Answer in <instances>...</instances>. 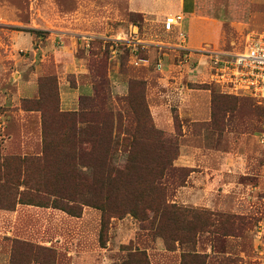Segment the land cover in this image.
<instances>
[{"label": "rangeland", "instance_id": "obj_1", "mask_svg": "<svg viewBox=\"0 0 264 264\" xmlns=\"http://www.w3.org/2000/svg\"><path fill=\"white\" fill-rule=\"evenodd\" d=\"M224 1L211 0L216 9L206 14L218 19L231 16L235 26L226 22L209 28L211 44L192 55L180 48L177 30L164 29L171 13L133 12L130 0H0V186L6 184V175L23 184L25 171L22 168L23 176H19L18 159L36 157L16 154L23 141V111L39 112L41 124L45 115L51 165L62 160L73 165L72 155L79 146L64 121L66 115L71 118L78 112L93 123L82 137L84 151L92 149L87 144L89 137L100 139L83 162L96 166V172L107 167L121 171L116 179L104 180L108 187L105 208L109 209L105 214L97 207L80 205L99 203L97 188L92 185L99 187L100 173L94 177L91 168L78 166L90 175L85 183L88 188L79 189L84 196L75 195L79 201L75 205L82 211L79 218L58 209L19 203L14 210H4L1 204H16L21 198L15 192L0 193V264H264V189L249 198L248 206L240 205L241 196L230 195L223 186L214 189L215 205L211 207L195 206L178 195L192 172H205L206 166L221 169L226 153L243 151L248 145L250 155L264 154L259 142L264 107L250 97L225 94L213 82L203 52H238L249 33L264 32V22L246 27L239 10H219ZM251 12L249 15L257 13ZM149 51L165 53L172 68L186 75L190 89L202 96L203 91L207 93L208 120L188 123L185 129L173 108V117H178L175 130L156 128L146 85L140 78ZM69 52L87 67V80L92 84L100 82L99 76L108 80L101 86V99L83 98L80 109L71 112L61 107V78L68 76L74 87L75 75H60L61 66L58 69ZM157 57L152 59L153 69L161 64ZM34 76L38 94L28 97L23 87ZM121 82L128 83L126 94L116 90ZM111 135L115 140L112 148ZM133 139L136 142L130 153L125 141ZM184 146L202 148L210 158L201 162L202 168L179 166ZM176 156L174 165L186 171L181 179H169L166 188L170 204L181 214L131 212L135 192L146 186L149 200L156 203L160 194L151 187V179ZM32 167L29 179L34 181L41 170ZM246 179L242 176L240 181ZM67 181L75 186L71 178ZM24 190V185L18 187V191ZM183 193L192 196L191 191Z\"/></svg>", "mask_w": 264, "mask_h": 264}, {"label": "crops", "instance_id": "obj_2", "mask_svg": "<svg viewBox=\"0 0 264 264\" xmlns=\"http://www.w3.org/2000/svg\"><path fill=\"white\" fill-rule=\"evenodd\" d=\"M130 7L133 12L137 13L150 14L153 11L171 13L168 19L181 16L183 19L176 21L172 31L177 30L178 34L182 32L186 35V43L182 50L192 55H196L211 44L212 37L209 35V28L226 22H230L232 26L236 24L235 18L231 16L218 19L206 14L216 9L211 0H147L142 3L130 0ZM219 10L229 13L239 10L243 16V25L246 27L255 28L258 27V21L264 22V0H225L221 3ZM254 10L257 13L249 15ZM219 50L218 52H221ZM149 54V62L144 63L140 78L146 85L149 109L156 127L163 131L175 130L173 108L177 110L185 129L188 123L208 120L210 106H208L207 93L203 91L202 96L190 89L185 83L186 75L172 68L165 53L149 51ZM154 55L158 56V61L161 63L156 69L151 67ZM66 56L64 62L60 61L58 69L61 66L60 75H75L76 86L71 87L68 76L66 79L61 78V107L67 112L78 111L81 99L94 96V86L91 81L87 80L89 74L87 67L77 61L74 52H69ZM23 88L24 92L29 94L28 97H35L38 94L36 77H32L28 85ZM116 90L120 94H126L128 83L121 82ZM22 117L23 141L20 142L16 154L39 156L42 154L41 114L23 111ZM30 127L35 128L27 130ZM28 132L33 137H28ZM186 135H188L187 131H185ZM250 151L248 145H244L243 151L226 153L227 157L221 169L206 166L207 171L205 172H192L187 186L182 187L178 192L179 197H184L187 199L184 202L194 203L195 206L211 207L215 205L212 197L214 189L223 186L225 192L230 195L241 196L240 205H250L249 198L262 194L264 189V154L258 152L256 155H250L252 154ZM209 158L208 153L202 148L184 146L181 148L178 165L198 169L202 168L201 162L205 163ZM242 176L247 178L245 182L240 181ZM184 191H191L192 196L185 195ZM205 194H208V197H205ZM12 213L16 214V212Z\"/></svg>", "mask_w": 264, "mask_h": 264}, {"label": "trees", "instance_id": "obj_3", "mask_svg": "<svg viewBox=\"0 0 264 264\" xmlns=\"http://www.w3.org/2000/svg\"><path fill=\"white\" fill-rule=\"evenodd\" d=\"M100 82L99 83H93L95 94L92 98L94 99H101L102 95V88L101 86L104 85V83H107L108 80L105 76H99ZM145 84V83H144ZM59 112V110H57ZM150 112V111H149ZM44 113V112H43ZM73 117L69 118V115H66V120L64 121L66 125L68 126V133L73 135V139L77 143V146H79L76 153H73L72 160L73 165H70L69 163H66L65 160L62 161H55L54 165H51V156L48 153L49 149V142L47 137V128L48 124L46 121V117L43 114L42 116V154L41 155H32L36 157H28L25 156L23 158L18 159L19 165H21L19 176H23V170L25 171V181L23 184L18 182H13V179H9L6 175V184L1 185V195L8 194V195H20V201L16 204H1L3 206L2 209L4 210H14L17 206V204L27 205V206H35L40 208H53L58 209L61 211L66 212L67 214L73 216V217H81L82 211H80V207L75 205L79 201L75 197V195L84 196L83 190L79 192V189H86L88 186L85 183H88L89 180V174L84 172L83 170H78V166L83 168H91L92 172L91 175H94V177H98L97 175H100V178L98 180L99 187L96 184H93L92 186H95L97 188L96 195L98 197L99 203H90V202H80L81 206H94L98 209H101L104 214L109 209L105 208L107 203V191L105 188H108L107 185L104 183V180H113L116 179L117 173L118 175L121 173V171L116 170L114 167H107V169H103L102 171H97L96 166H91L90 164H86L83 162L84 158L88 156V154H91L93 151V147L95 144L100 142V139L96 137H89V143L91 144L92 149L85 150L82 147V144L86 143L84 140L83 135L87 133V129L90 128L93 123L85 120L84 116L81 115L78 112H74ZM150 116L152 118V115L150 113ZM60 118L62 117L59 116ZM177 118H174L175 124L177 123ZM153 120V118H152ZM63 122V124H64ZM154 123V121H153ZM155 125V123H154ZM156 126V125H155ZM157 128V127H156ZM160 130V129H158ZM126 135L130 134L129 131L126 130ZM162 131V130H160ZM68 135V134H67ZM125 141V140H124ZM109 147H113L115 140L114 137L111 135L108 139ZM125 147L132 153L135 139L133 140H127L125 141ZM81 143V145H80ZM79 144V145H78ZM177 160V156L173 157L170 161L167 162L165 166H163L160 171L157 173L155 177L151 179V187L155 190H158L160 196H158V199L156 203L149 200L150 197L147 195V186L143 189H140V191H136L135 194L137 197H135L133 203H131V212H146V211H152L153 213L159 214L160 216H163L167 213H173L176 215L181 214V210L177 209L175 204H170V198L167 197V188L166 184L169 183V179L173 177H177L178 179H181L183 177L185 169L178 168L174 165V162ZM10 161V160H8ZM32 166L34 168L38 167V169L41 170L40 177L37 179H34V181H31L29 179V174L31 173ZM192 171H190L191 173ZM189 174L186 175L188 177ZM72 179L75 183V186H72V184L67 181L68 179ZM149 183V182H148ZM183 183H179L178 186L182 187ZM24 185L25 190L20 192L18 191V187ZM77 189V190H76ZM79 192V193H78ZM117 192H120L118 189ZM6 193V194H5ZM92 192H89L91 194ZM80 208V209H79ZM116 208V207H114ZM120 206L117 205L116 210H119Z\"/></svg>", "mask_w": 264, "mask_h": 264}, {"label": "built area", "instance_id": "obj_4", "mask_svg": "<svg viewBox=\"0 0 264 264\" xmlns=\"http://www.w3.org/2000/svg\"><path fill=\"white\" fill-rule=\"evenodd\" d=\"M183 18H169L164 24V29L172 31L176 21ZM180 48H184L186 35L179 34ZM206 53L209 70L213 82L221 86L224 93L230 96L250 97L260 106L264 107V32H252L246 37L242 50L232 53L228 51ZM263 132L259 138L264 145Z\"/></svg>", "mask_w": 264, "mask_h": 264}]
</instances>
